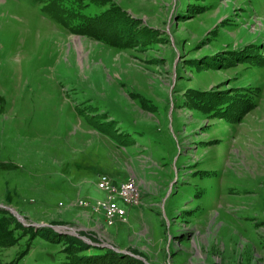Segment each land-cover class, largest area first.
Masks as SVG:
<instances>
[{"label": "rangeland", "instance_id": "1", "mask_svg": "<svg viewBox=\"0 0 264 264\" xmlns=\"http://www.w3.org/2000/svg\"><path fill=\"white\" fill-rule=\"evenodd\" d=\"M0 213V264H264V0H0Z\"/></svg>", "mask_w": 264, "mask_h": 264}, {"label": "trees", "instance_id": "2", "mask_svg": "<svg viewBox=\"0 0 264 264\" xmlns=\"http://www.w3.org/2000/svg\"><path fill=\"white\" fill-rule=\"evenodd\" d=\"M107 13H104L100 17V19H91V22L89 23V26L83 30H79L78 26H73L75 31H78L77 33H87L88 34H94L95 36L98 35L97 33H94L95 25L98 22V20L103 19ZM71 22H74L71 20ZM126 23V22H125ZM90 29V31H89ZM104 38L101 35H98L97 38ZM31 229L25 226H22L20 223L16 222L15 219L12 216H6L4 213H0V248H6L16 245L21 238H23L26 234H30ZM54 236H59L56 233L52 235V240H55ZM36 236L31 235L29 240L30 243L32 240H34ZM67 241V247L63 250L64 258L62 262L58 264H88L90 262H94L95 260H99L100 258L105 257L107 254L111 253V255H115V253H112L111 251L105 250L103 254L94 253V249L91 246L87 245L85 242L78 240L77 238H71L66 236ZM56 242V241H54ZM30 247H26V250H24L23 254L18 258L19 260L22 259L28 252ZM16 260V259H15ZM82 262V263H81Z\"/></svg>", "mask_w": 264, "mask_h": 264}, {"label": "bare ground", "instance_id": "3", "mask_svg": "<svg viewBox=\"0 0 264 264\" xmlns=\"http://www.w3.org/2000/svg\"><path fill=\"white\" fill-rule=\"evenodd\" d=\"M100 179L103 182L108 183L106 177H102ZM127 181H129V180H127ZM133 184H134V181H131L130 183L125 182L124 183V186H123V189H121L122 194H124L125 196H129V193L132 194L134 192V188H133L134 186H133Z\"/></svg>", "mask_w": 264, "mask_h": 264}, {"label": "built area", "instance_id": "4", "mask_svg": "<svg viewBox=\"0 0 264 264\" xmlns=\"http://www.w3.org/2000/svg\"><path fill=\"white\" fill-rule=\"evenodd\" d=\"M124 182H125V181H124ZM124 182H122V183L120 184V187H121V188H123V183H124ZM132 195H133V194H130V193H129V196H128V197H133ZM107 210H108V213H107V215H106V218H108V219H112V216H110V215H111V209H107Z\"/></svg>", "mask_w": 264, "mask_h": 264}, {"label": "water", "instance_id": "5", "mask_svg": "<svg viewBox=\"0 0 264 264\" xmlns=\"http://www.w3.org/2000/svg\"><path fill=\"white\" fill-rule=\"evenodd\" d=\"M20 218V219H19ZM18 220L22 222V218L21 217H18Z\"/></svg>", "mask_w": 264, "mask_h": 264}]
</instances>
